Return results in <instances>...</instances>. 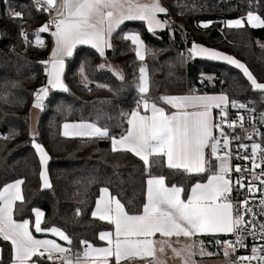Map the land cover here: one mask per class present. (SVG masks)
<instances>
[{"label": "trees", "instance_id": "1", "mask_svg": "<svg viewBox=\"0 0 264 264\" xmlns=\"http://www.w3.org/2000/svg\"><path fill=\"white\" fill-rule=\"evenodd\" d=\"M171 1L174 4L168 5L167 13L181 18L186 32L179 26L150 32L141 20L127 21L112 34L105 56L82 45L68 58V91L54 90L38 119L35 140L49 156L51 187L44 189L29 114L35 94L46 84L47 64L41 62L48 61L52 46L51 35L38 30L47 23L48 14L55 11L45 10L46 6L40 9L35 0H0V190L17 180L24 181L23 201L16 202L13 212L15 220L33 224L35 210L41 209L42 228L60 229L69 236L70 248L80 251L85 241L101 245L99 234L113 228L93 216L102 189L107 188L117 197L130 215L142 214L149 178L143 162L131 152L112 151L109 138L65 137V123H95L119 138L129 129V114L137 110L143 96L171 112L160 96L183 95L193 85L197 86L193 94L224 93L230 104H251L260 118L264 114V93L251 87L241 69L224 60L196 54L187 64L184 57L187 37L192 49L194 45L203 46L231 56L264 83V27L253 28L247 23L242 28L226 26L228 21H246L249 12L264 18V0ZM10 10L21 12L23 18H13ZM205 23L209 25L206 28ZM37 34L43 39V47L36 44ZM130 34L139 35L148 47L144 60L137 56L131 40L125 38ZM103 59L119 64L124 78L101 69ZM142 62L149 82L146 94L138 88ZM211 167L214 170V163ZM151 175L166 177L168 186L183 187L187 198L194 184L205 183L211 172L186 174L157 165ZM214 238H200L197 246L200 241ZM0 250V264H12L10 241L0 238Z\"/></svg>", "mask_w": 264, "mask_h": 264}, {"label": "snow or ice", "instance_id": "2", "mask_svg": "<svg viewBox=\"0 0 264 264\" xmlns=\"http://www.w3.org/2000/svg\"><path fill=\"white\" fill-rule=\"evenodd\" d=\"M40 9L46 6L45 10L55 11L56 17L50 21L55 26L52 35L55 37V48L51 53L50 69H46L49 76L48 84L53 88L68 91L64 85L62 74L64 60L73 55L77 45H90L95 48L101 56L104 49L111 47L110 37L112 32L126 20L146 21L149 31L155 28H163L165 25L157 19L158 13H166L160 0H35ZM10 15L16 19H22L23 14L10 10ZM245 22L253 28L264 27V18L252 12L247 14L246 21L236 19L226 22L227 27L242 28ZM207 23L203 27H208ZM49 24L43 25L38 33L48 32ZM27 40V34L24 33ZM138 45L137 56L144 59L143 41L137 34H130L125 37ZM36 44L43 47V41L36 35ZM197 55H206L212 60H224L229 64L241 69L243 74L250 81L251 87L264 93V83H260L240 61L231 56L215 50H209L202 46L194 45L191 50ZM101 67H104L101 65ZM141 76L139 92L146 94L149 91L147 70L145 67L139 69ZM120 79L124 77L117 72ZM48 95L47 88H41L35 94L34 107L43 108V99ZM165 103L176 109L175 112L167 114L163 107H158L155 103H149L145 98L137 102V110L131 112L127 123L130 128L119 138L109 135L106 127H99L95 123L64 124V135L68 136V129L75 131L77 136H88L90 138H109L112 143V151H127L137 156L144 164L149 178L146 181V203L143 205L142 214H129L119 199L112 197L107 188L102 189L103 195L97 202L94 217L100 220H107L114 224L115 232L101 233L99 239L107 240L109 247L95 248L82 242L86 247L74 252L65 248L53 240L36 239L30 231V221H17L13 218V212L17 201H23L21 185L23 180L6 185L0 190V238L10 241L14 251V264H36L32 257H44L53 260L54 257L61 261V264H92L95 256L103 254L105 264L108 257H114L116 264L122 259L128 258H153V264H165L157 257V251L165 252L164 245L167 244L171 251L177 256H181V251L172 247L170 239L156 241L152 239L157 233L164 238L180 237L191 238L197 234L215 233H235L236 240L219 242L224 247V255L229 256V249L235 251V246L244 247L241 234L245 231V226L249 225V230L256 229L257 225L251 220L245 221L244 213L240 211V206L236 208V215L233 216V204L231 202L232 181L226 176L231 170L229 157L217 156L221 141L213 135V129L221 128L220 124H213L212 109L220 108L221 115H226L225 109L229 101L226 95L220 96H183V97H162ZM145 111L150 110L151 115H141L140 107ZM224 106L223 108L221 106ZM234 108H246L247 106L237 101H232ZM250 111H252L250 109ZM243 121V117H239ZM264 119V114H261ZM233 123L228 127H233ZM242 127V123L240 124ZM221 136H225L223 130ZM7 139L8 137H4ZM239 139V137H236ZM34 148L39 153L42 164L46 165L49 159L44 147L35 143ZM223 147H228V140L225 137ZM240 147L247 146L240 145ZM210 148V155L216 156L219 161L218 170H213L210 161L206 160L205 150ZM257 150L264 152L261 146H252V156L255 157ZM155 158V159H151ZM163 158V160H161ZM248 159V157H243ZM157 165L167 167L186 174H201L211 172L207 183L197 182L190 189V195L184 199V192L181 186H168L166 177L162 175H151V169ZM260 167L253 161V169ZM236 172H241L239 166L235 167ZM264 175V172H262ZM43 187L50 188L51 184L47 174L42 173ZM259 177L254 176L253 179ZM264 183V181H262ZM236 184L243 187V178L238 179ZM249 192L254 191V186H249ZM264 204V201H261ZM248 200L243 201L244 210L252 213V209L247 207ZM264 214V208L261 209ZM43 212L35 210V221L32 226L35 232L39 233L45 229L41 228V218ZM255 218V213H252ZM261 239H264V224L259 225ZM47 231L60 237L61 240L71 244L68 235L57 228H50ZM159 245V248H157ZM196 247V242L186 245L184 251L187 256L183 259V264H189V259L195 253L192 251ZM200 254L204 253L203 241L199 242ZM43 249V251H41ZM264 252V246L260 249L253 248L251 257H239L241 264H251L252 260L264 261V255H257V252ZM58 254V256H57ZM211 255V253H208ZM233 264H236L234 261Z\"/></svg>", "mask_w": 264, "mask_h": 264}, {"label": "built area", "instance_id": "3", "mask_svg": "<svg viewBox=\"0 0 264 264\" xmlns=\"http://www.w3.org/2000/svg\"><path fill=\"white\" fill-rule=\"evenodd\" d=\"M195 1V0H193ZM166 9L169 4H174V1L164 0ZM167 13V12H166ZM56 17L55 13H49L47 23L49 24V33L50 35L55 31V26L50 24V21ZM165 27L171 28L172 26H179L180 29L186 32L185 24L183 20L178 16L168 12L165 17H163ZM192 48L189 44V39L186 37L185 39V49H184V57L185 61L188 64L193 61L196 57L195 53L191 51ZM43 88L48 89L49 95L53 92V89L46 84ZM197 89L196 85H193L192 88L189 87L186 94H191L193 91ZM143 96L142 98H145ZM164 96H160V99ZM162 100V99H161ZM163 101V100H162ZM246 108H234L231 106L230 102L228 107L225 109L226 115H221V110H219L214 117V125L220 124L221 128L214 127V136L221 141V146L217 153V156H225L227 153H231L229 157V162L231 166V170L227 174L226 178L230 179L233 183L231 185V202L233 204V216L236 215V208L239 205L240 211L244 213V220H251L252 223L256 224L257 227L254 230H249L250 226H245V231L241 234V238L243 239L244 247H240L239 245L235 246V251L229 249L230 259L232 263L235 261L236 264H241L238 260L239 257H251L253 255L252 249L257 248L260 249L264 246V239H261V231L259 228L260 224H264V214H261V209L264 208V204L261 201H264V152L257 150L255 157L252 156V146L260 145L261 149H264V121L254 112V107L251 104H245ZM250 109L252 111H250ZM243 117V121L239 119V117ZM233 127L229 128L228 124L233 123ZM242 123V127L240 124ZM223 130L225 136H221L220 132ZM225 137L228 140V147H223ZM239 137V139H236ZM240 145H245L247 148L240 147ZM216 157V156H215ZM243 157H248V159H244ZM253 161L256 164H259L260 167L254 168V171H249V169H253ZM239 166L241 168V172H236L235 167ZM254 176L259 177L258 179H253ZM243 178V187H240L236 184L238 179ZM249 186H254V191L249 192ZM248 200L247 207L252 209V213H255V218H253L252 213H247L243 207V201ZM236 240V234L232 233L229 236H215L214 239L211 240H203L204 253H211V257H218L224 253V247L221 243L223 241H233ZM86 245H82L80 250L84 249ZM199 248V246H198ZM74 251V250H73ZM200 251V248H199ZM75 252V251H74ZM257 255H264V252H257ZM58 256V254H57ZM45 259H47V253H45ZM48 260V259H47ZM53 260L59 261L58 258ZM134 264H152L149 261H140ZM251 264H264V261L252 260Z\"/></svg>", "mask_w": 264, "mask_h": 264}, {"label": "crops", "instance_id": "4", "mask_svg": "<svg viewBox=\"0 0 264 264\" xmlns=\"http://www.w3.org/2000/svg\"><path fill=\"white\" fill-rule=\"evenodd\" d=\"M160 3H161V5L166 9V5H165V2H164V0H160ZM55 14H56V12H55ZM166 13H158L157 14V19H159L162 23H164V20H163V16L165 15ZM256 15V14H255ZM127 21H132V20H126V21H124L122 24H124L125 22H127ZM144 23H145V25H146V27H147V29H148V25H147V22L146 21H143ZM245 23H247V22H245ZM121 24V25H122ZM248 24V23H247ZM120 25V26H121ZM164 25H165V23H164ZM248 25H250V24H248ZM119 26V27H120ZM251 26V25H250ZM118 27V28H119ZM118 28H116L113 32H112V34L118 29ZM165 29V26L163 27V28H155V30L154 31H151V32H158V31H163ZM149 30V29H148ZM112 36V35H111ZM51 38H52V46H51V51H50V54H49V58L47 59L48 61H51V53H52V51L54 50V48H55V37L51 34ZM110 43H111V37H110ZM78 46H82V45H77L76 46V48L78 47ZM83 46H85V45H83ZM86 46H88V47H91L90 45H86ZM203 47V46H202ZM76 48L74 49V51H73V54H74V52H75V50H76ZM91 48H93V47H91ZM109 47H106L105 49H104V55L103 56H105V54H106V50L108 49ZM204 48H206V47H204ZM93 49H95V48H93ZM208 49V48H207ZM96 50V49H95ZM209 50H211V49H209ZM97 51V50H96ZM98 52V51H97ZM99 53V52H98ZM99 55H100V53H99ZM197 55V54H196ZM198 57H206V55H197ZM70 57H72V56H70ZM70 57H66L65 58V60H64V69H63V74H62V80H63V83H64V85H66V82H65V73H66V69H67V60H68V58H70ZM206 58H208V57H206ZM46 68L47 69H50V63H47V66H46ZM47 74V73H46ZM48 79H49V76L47 75V85L48 86H50L49 84H48ZM67 86V85H66ZM50 88H52L53 89V91L54 90H62V89H59V88H53V87H51L50 86ZM192 95H198V96H203V95H207V96H220V95H226L227 97H228V95L227 94H224V93H203V94H201V93H191V94H183V95H169V96H167L166 95V97H183V96H192ZM48 96H49V93H48V95L43 99V101H42V103H43V108H44V106H45V102H46V99L48 98ZM148 101H149V103L151 104V103H155L154 101H152V100H150V99H147ZM228 101H229V99H228ZM34 103H35V100H34ZM34 103H33V106H32V109H31V111H30V114H29V121L31 122L30 123V127H31V135L33 136V137H35L36 135H37V125H38V119H39V116H40V113H41V111L43 110V108L42 109H40V108H36V107H34ZM165 103V102H164ZM156 104V103H155ZM167 106H169L170 108H171V112H167V110H165V112L167 113V114H171L172 112H175L176 111V109H174V108H172V106L171 105H169V104H167V103H165ZM158 107H161L160 105H158V104H156ZM229 105V104H228ZM222 108L224 107L223 105L221 106ZM228 107V106H227ZM140 114L141 115H151V112H150V110H148V111H145L144 109H143V107H142V105H141V107H140ZM219 110H221L220 108H213L212 109V120H213V124H214V117H215V114L219 111ZM129 119H130V116H129ZM130 126V125H129ZM130 128V127H129ZM213 135H214V129H213ZM210 148L209 149H206L205 150V156H206V160H208V161H210L211 163H214V171L215 170H218V160H217V158L215 157V156H211L210 155ZM38 155H39V153H38ZM48 161H49V159H48ZM48 161H47V164L46 165H44V164H42L41 163V165H42V171H41V180H42V187H43V183H44V180H43V176H42V173H45L46 171V174H47V177H48V180H49V182H50V179H49V175H48V170H47V165H48ZM209 179V178H208ZM207 179V180H208ZM228 179V178H227ZM205 183H207V181L205 182ZM51 184V183H50ZM167 184V183H166ZM44 188V187H43ZM44 189H48V188H44ZM109 193H110V195L112 196V197H115V196H113L112 194H111V192L109 191ZM103 195V193H102V190H101V192H100V195H99V197H97L98 199H97V201H96V204H95V208H94V210L92 211L93 213H94V211H95V209H96V206H97V202H98V200L100 199V197ZM190 195V192H189V194H188V196ZM187 196V197H188ZM115 198H117V197H115ZM182 198H184V196H183V193H182ZM118 199V198H117ZM184 199H186V198H184ZM121 202V201H120ZM126 210V209H125ZM95 218H97V219H99L98 217H95ZM42 219V218H41ZM100 220V219H99ZM102 221H104V222H106V223H109L107 220H102ZM41 224H42V222H41ZM109 224H111L112 226H113V228H112V230H109V231H104V232H102V233H105V232H111V233H113L114 234V232H115V226H114V224H112V223H109ZM41 228H42V225H41ZM43 229V228H42ZM30 231L32 232V234H33V236L36 238V239H39V240H53V241H55L56 243H58V244H60L61 246H63V247H65V248H69V249H71L70 248V245L68 244V242L67 241H64V240H61L60 239V237L59 236H57V235H54L52 232H50V231H47V229L46 230H44V231H41V232H39V233H37V232H35V230H34V227L30 224ZM101 234V233H100ZM100 234H99V236H100ZM230 234H232V233H229V234H225V233H215V234H197V235H195V236H193V237H191V238H185V237H180L178 240H177V238L176 237H172V238H164V237H162L159 233H157L154 237H152V239H154V240H156V241H163V240H165V239H170V243H171V245H172V247H176V246H174L175 244H177V243H187V245H189V244H192L193 242H196V247L195 248H193L192 250H194V252L196 251L195 249H197V250H199V248H197V245H198V241H199V239L200 238H203V237H208V236H229ZM99 240H101V239H99ZM101 242H102V244L101 245H99V246H94L93 245V247H95V248H105V247H109L110 245L108 244V242H107V240H101ZM92 246V245H91ZM164 247H165V252L164 253H160L159 251H157V257L160 259V260H162V261H164L165 262V264H175L174 263V261L172 260V258H171V256L169 255V247H168V245L167 244H165L164 245ZM157 248H159V245H157ZM171 249V248H170ZM41 251H43V249H41ZM76 252V251H75ZM205 256V255H204ZM0 257H1V250H0ZM42 258H44V257H39V256H34V257H32V260L33 261H35L36 262V264H61V261L59 260V261H56V260H47V259H45V260H43ZM110 260H115L114 259V257H108L107 258V264H108V262L110 261ZM140 261H149V262H151L152 264H153V258H151V257H145V258H139V257H137V258H133V259H128V258H125V259H122L120 262H119V264H134V263H137V262H140ZM12 264H14V262L12 263ZM92 264H105V257L103 256V254H99V255H97V256H95V258H94V260H93V262H92Z\"/></svg>", "mask_w": 264, "mask_h": 264}, {"label": "rangeland", "instance_id": "5", "mask_svg": "<svg viewBox=\"0 0 264 264\" xmlns=\"http://www.w3.org/2000/svg\"><path fill=\"white\" fill-rule=\"evenodd\" d=\"M166 28V27H165ZM151 32V31H150ZM40 37V36H39ZM40 39L43 41V39L40 37ZM132 42V41H131ZM134 46V49L137 53V48H138V45H135L133 44ZM143 52H144V58H145V55L148 53L149 49L148 47L146 46V44L143 42ZM207 57V56H206ZM144 60V59H143ZM101 65H103L104 67H101ZM141 67H145L144 66V63L142 62L141 64ZM140 67V68H141ZM100 68L103 69V70H110L112 72H115V74L117 75V72H119L120 75H122V69H121V66L117 63H114L110 60H107V59H103L102 62L100 63ZM119 76V75H117ZM140 76H141V73L139 71V78H138V88H139V84L141 83L140 81ZM148 99V98H147ZM161 100V99H160ZM162 101V100H161ZM164 102V101H162ZM31 123V122H30ZM65 124H69V125H72V124H80V123H65ZM64 126V125H63ZM38 130V129H37ZM64 127L62 129V133L64 135ZM75 130L72 129V128H69L68 129V132H69V135L68 136H65V137H69V138H73V137H79V138H84V139H89L90 137L88 136H77V135H73L72 133L74 132ZM38 133V131H37ZM32 136V135H31ZM33 137V136H32ZM34 143V142H33ZM35 143H38L36 140H35ZM219 164V162H218ZM217 164V165H218ZM47 172V171H46ZM37 210V209H36ZM39 211L43 212L41 209H38ZM44 214V212H43ZM43 218H44V215L41 219V222H43ZM35 221V220H34ZM31 224V223H30ZM32 225V224H31ZM46 230V229H45ZM187 243H177L175 244L174 246H176L175 248L178 249V250H182L181 251V256L180 257H177L172 251L171 249L169 248V255L171 256L172 260L174 261L175 264H183V259L187 256V252L184 251L185 247H186ZM198 248V246H197ZM196 251L194 252V250H192L195 254L192 255L189 259V264H233L231 259H230V254L229 256H225L224 253L218 257H211L209 256L208 254H200V251L195 249ZM205 255V256H204Z\"/></svg>", "mask_w": 264, "mask_h": 264}]
</instances>
